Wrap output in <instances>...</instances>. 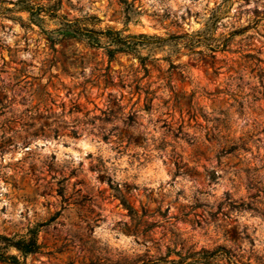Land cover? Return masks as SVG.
Wrapping results in <instances>:
<instances>
[{"label":"rangeland","instance_id":"obj_1","mask_svg":"<svg viewBox=\"0 0 264 264\" xmlns=\"http://www.w3.org/2000/svg\"><path fill=\"white\" fill-rule=\"evenodd\" d=\"M172 232L264 264V0H0V264L146 259Z\"/></svg>","mask_w":264,"mask_h":264},{"label":"trees","instance_id":"obj_2","mask_svg":"<svg viewBox=\"0 0 264 264\" xmlns=\"http://www.w3.org/2000/svg\"><path fill=\"white\" fill-rule=\"evenodd\" d=\"M74 31V30H73ZM72 31H67L65 35H73ZM122 205L127 208V215L129 217V222L133 226L132 228L125 229L126 233L133 235H141L143 237L142 241L153 242V244H158L157 241H153L150 237L149 230L157 225L155 220H147L145 217L149 214L145 212L138 213L136 210L131 208L127 202L122 199ZM140 224L145 225V229L142 231L137 230V226ZM126 226V223H124ZM172 236L168 237L167 243L165 246V252L163 254L155 255L154 257L142 258L138 260H129L127 258L121 259H109L103 258L102 261L89 262L87 264H208L209 259L217 251H226L223 246H217L212 250L200 248L195 250L192 245H187L177 233L172 232ZM4 239L9 240V245L14 246L16 249L22 252H33L36 247V237L35 233H32L28 238L19 237L17 240H12L4 236ZM170 255H173L171 258ZM13 255H7L6 258H13Z\"/></svg>","mask_w":264,"mask_h":264}]
</instances>
